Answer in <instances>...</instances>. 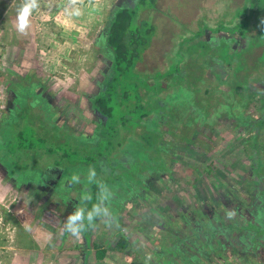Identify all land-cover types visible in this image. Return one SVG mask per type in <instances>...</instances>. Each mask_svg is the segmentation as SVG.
Masks as SVG:
<instances>
[{
	"label": "rangeland",
	"instance_id": "1",
	"mask_svg": "<svg viewBox=\"0 0 264 264\" xmlns=\"http://www.w3.org/2000/svg\"><path fill=\"white\" fill-rule=\"evenodd\" d=\"M133 1L39 0L22 36L14 27L22 0H0V191L7 192L0 264H144L148 253L151 264H264V0H204L197 13L186 10L196 0H173L162 9L158 0ZM125 6H136L140 26L132 24L129 34L148 41L139 69L165 103L163 110L150 106L143 122L152 139L157 129L163 152H150L159 170L143 171L141 185L124 181L139 168L96 171L97 180L107 175L112 184L116 223L97 221L77 241L59 232L81 197L93 195L86 179L93 165L85 159L99 118L91 100L111 63L104 46L109 18ZM76 8L81 15H70ZM155 69L167 73L154 75ZM224 80L230 84L222 89L217 82ZM240 80L250 86L242 101ZM204 86L210 89L200 115L189 92ZM112 120L124 124L116 115ZM133 128L124 132L121 149L128 153H117L123 162L140 158L142 128ZM73 151L78 157L66 156ZM73 174L80 183H69ZM230 209L237 213L232 220ZM49 232L53 239L45 244Z\"/></svg>",
	"mask_w": 264,
	"mask_h": 264
},
{
	"label": "trees",
	"instance_id": "2",
	"mask_svg": "<svg viewBox=\"0 0 264 264\" xmlns=\"http://www.w3.org/2000/svg\"><path fill=\"white\" fill-rule=\"evenodd\" d=\"M136 1L143 6H145V3H155V0ZM136 6L118 7L109 18V23L104 34V46L111 54V63L106 68L105 72L104 70L102 71L103 77L101 80L97 81V84H99V88L97 90V93L94 95V97H92L91 100L92 109L95 111L96 116L99 118V128L94 131L92 139H90V141L88 142L90 151L87 152V158L85 159V161L89 165L92 164L95 170L101 173L110 172L111 174L113 173L112 171L118 168L119 170L120 168H139L140 174L136 176L128 172V175L124 179V181L130 180L135 184L141 185L143 184L144 173L148 174L150 170H159L157 168V165L153 166V161H150L152 158L150 152L152 150L158 153L160 152V154L163 152L162 147L158 142L160 140V134L157 132V129L152 130V132L156 136V139H152V137L145 133V129L143 128L145 124H143V122L145 123V117H148L150 115V112L153 113L150 106L157 107L160 104L159 109L163 107L161 109L163 110L165 107V103H161L162 99L152 94V92L157 94L160 91H153V88H151L153 85H151L150 81L148 82L149 76L146 77L145 74H142L143 71L139 69L138 66V62H140L139 59L141 58L139 56L140 54H142V51L145 49L144 46L146 43H148V41L142 42V39L138 38L139 36L136 37V35L134 34H129V29L132 24L134 25V27L136 26V29L140 27H137L136 25ZM212 9L215 10V8ZM138 23L140 24V22ZM243 33H241L240 35H243ZM236 70L242 69L238 65ZM155 71L156 69L153 72L154 75H157L158 73H167V69L163 72ZM175 73L177 74V72ZM238 76L243 77V74H240ZM260 77L262 79V76ZM217 84L222 85V89H225L230 84V82L229 80H224L222 82H217ZM155 85L158 88L161 84L158 81ZM142 86H144L145 89H142ZM248 88L250 89V86H247L244 80L238 81V84L236 86L237 100L242 101L244 99L243 95L245 91H249L247 90ZM208 89H210V87L204 86V90H201V88H199L196 89L197 92H189L191 93V96L193 94V97L191 98L193 104L192 109H194L200 115L201 113L199 112V104L205 98H202V95H206ZM129 90L131 91L129 92ZM224 92H228V90ZM206 97L212 98L211 95H208ZM214 105L215 103H213L212 101L209 102V111H207L206 113L208 117L210 116L211 108H213ZM259 110L261 111L262 115L260 119L263 120V107H261ZM114 115L118 116L120 122L123 121L125 125L127 123L133 124L134 122H136V120H138L139 123H137V127L134 128L132 126L125 127L124 124L122 126L116 125V123L112 120ZM154 119L155 121H158V118L155 117ZM138 127L142 128V130L137 136V138H140V141L139 144L135 146V148L137 149V154L140 155V158L136 157L134 160L126 159L123 162L118 157L117 153L123 151L121 147L125 143V138L128 137L127 135H124V132L131 131V128L135 129ZM121 130L123 132V138L117 137ZM47 152L51 153L49 151ZM123 152L128 153L126 151V147ZM71 154L78 157L79 152L73 151L70 154L67 153L66 156H70ZM112 159L117 163V165H111V163L113 162ZM63 160L64 159H62V161ZM159 160L162 162V164H164V157H159ZM66 161V163H69L68 159ZM112 168L113 170H111ZM119 173L120 171L117 174ZM118 180L120 181L119 178L115 177L114 182H117ZM98 181L104 184L107 183V186L112 185L108 183L107 175H105L103 179H99ZM89 188L93 194L91 200L93 201L95 196L97 195L98 187L95 183H93L90 184ZM91 205L92 202L90 203V206ZM248 226L254 227V224H249ZM251 229L253 230L254 228ZM259 230L260 228H257L254 231L258 233ZM260 233H264V231Z\"/></svg>",
	"mask_w": 264,
	"mask_h": 264
},
{
	"label": "clouds",
	"instance_id": "3",
	"mask_svg": "<svg viewBox=\"0 0 264 264\" xmlns=\"http://www.w3.org/2000/svg\"><path fill=\"white\" fill-rule=\"evenodd\" d=\"M78 0H70V3L75 5ZM40 6L39 0H22V3L17 9L16 21L14 24L15 30L22 36H27L31 28V14ZM73 16L81 15L80 9L76 8L70 13ZM35 107V102L33 104ZM88 184L95 183L98 187L97 192V202L91 206L89 209L87 207V202L91 201L92 196L90 193L86 192L81 197L80 204L75 207V210L70 213L66 220L62 222L60 228V235L68 234L77 241H82L83 234L94 229L97 226V221L103 223L106 227H112L116 223V217L109 207V202L113 198L112 190L104 183L97 180V173L95 168L90 167L87 173ZM81 182V177L78 174H73L70 178V184H78ZM7 198L6 191H0V204H4ZM9 204L7 205V207ZM237 213L235 209H230L226 212V217L228 220H232L236 217ZM23 227L25 231H31V225L24 223ZM53 239L52 233H46L44 237V243L50 244ZM153 256L148 253L145 257L144 264H151L153 261Z\"/></svg>",
	"mask_w": 264,
	"mask_h": 264
},
{
	"label": "crops",
	"instance_id": "4",
	"mask_svg": "<svg viewBox=\"0 0 264 264\" xmlns=\"http://www.w3.org/2000/svg\"><path fill=\"white\" fill-rule=\"evenodd\" d=\"M204 0H196V4H195V8L192 9L190 7L186 8V10H190L191 12L197 13V11L202 10V8L204 7V3H201ZM173 2V0H158L157 4L159 5L158 8L162 9L161 7H168L170 6V4ZM164 33L167 35L168 31H164ZM164 33L162 32V35H164Z\"/></svg>",
	"mask_w": 264,
	"mask_h": 264
}]
</instances>
